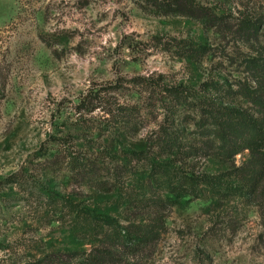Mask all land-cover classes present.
<instances>
[{"label": "rangeland", "instance_id": "obj_1", "mask_svg": "<svg viewBox=\"0 0 264 264\" xmlns=\"http://www.w3.org/2000/svg\"><path fill=\"white\" fill-rule=\"evenodd\" d=\"M77 1L0 0V73L6 77L0 101V264H36L49 255L57 259L100 248L97 238L73 233L71 218L54 213L35 191L8 182L22 170L46 190L73 193L74 182L64 178V171L46 174L45 162L58 149L55 139L76 156L93 146L77 131L75 111L89 87L110 82L119 72L175 74L189 84L213 80L235 89L249 83L244 63L261 52L227 32L163 16L139 2L91 0L79 11ZM194 1L225 14L228 28L240 13L259 11L256 0ZM54 30L64 32L65 42L50 49L40 35ZM178 41L204 45L207 54L200 63L187 64L176 50ZM237 103L247 107L240 98ZM110 212L120 221L125 217L121 208ZM164 227L144 249L120 247L115 264H264V196L255 201L232 197L216 205L194 200L166 211Z\"/></svg>", "mask_w": 264, "mask_h": 264}, {"label": "trees", "instance_id": "obj_2", "mask_svg": "<svg viewBox=\"0 0 264 264\" xmlns=\"http://www.w3.org/2000/svg\"><path fill=\"white\" fill-rule=\"evenodd\" d=\"M131 1L227 32L261 52L247 58L249 83L235 89L213 80L189 84L175 74L119 72L110 82L89 87L75 111L81 125L77 131L87 134L93 146L76 156L64 148L66 142L55 139L58 149L45 162L46 174L64 171V178L74 182L73 193L46 190L27 180L22 170L8 182L35 191L54 213L71 218L73 233L97 238L100 248L57 259L49 255L36 264H115L120 247L144 249L160 238L168 210L194 200L216 205L232 197L255 201L264 196V0H256L258 13H240L229 28L225 14L194 0ZM91 2L78 0L76 9ZM40 39L50 49L65 42L64 32L56 30ZM176 50L187 64L200 63L207 54L204 45L188 41H178ZM5 78L0 73V101ZM239 98L247 107L237 103ZM81 198L91 202L86 205ZM120 208L123 222L110 212L117 214Z\"/></svg>", "mask_w": 264, "mask_h": 264}]
</instances>
